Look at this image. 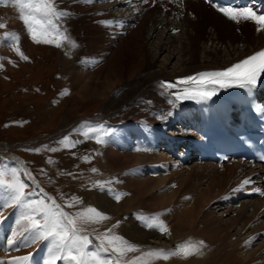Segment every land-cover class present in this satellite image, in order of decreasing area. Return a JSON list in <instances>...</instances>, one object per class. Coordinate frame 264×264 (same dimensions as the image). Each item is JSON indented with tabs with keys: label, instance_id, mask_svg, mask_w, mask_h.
<instances>
[{
	"label": "bare ground",
	"instance_id": "bare-ground-1",
	"mask_svg": "<svg viewBox=\"0 0 264 264\" xmlns=\"http://www.w3.org/2000/svg\"><path fill=\"white\" fill-rule=\"evenodd\" d=\"M159 1H164L169 6V8L163 6L159 10L165 12L164 15L169 17L178 14L174 21L167 22L163 19L162 23L171 34L177 28H181L180 44L176 46L177 41L173 36L162 43L159 51L168 50L167 61L161 67L156 66L148 62L144 36L138 31V39L145 59L144 65H147L145 69L143 68L145 73L134 95L124 97L125 100H122L121 104H112V106L110 102L95 118L104 121L110 126L108 130H111L96 148L97 172L87 176L86 181L78 183L79 186H83L79 196L90 203L91 207L106 214L109 219L101 223L86 224L83 229H87L86 233L90 230L95 232L96 229L104 233L106 229L111 228L113 234L138 245L140 251L128 253L125 259L139 256L148 249H174L178 243L188 240L204 242L200 254L187 258L173 256L166 261L146 259L140 264H264V250L251 252L247 255L248 259H245L244 253L252 243L251 239L256 235L251 237L248 235L249 238L240 239L239 242L230 240V228L239 222L241 213L237 214V221L226 224H223L222 218L213 217L209 219L210 221L200 219L202 213L211 211L209 203L218 196L217 191L229 193L230 189L236 186L243 188L244 191H255L258 188L264 193V163L250 162L247 158L236 156H230L220 164L207 159L197 161L198 167H191L190 172L185 176L183 167L174 169L171 176L165 174L163 176L162 173L157 174L159 168L155 166L157 162H161L166 168L170 159L164 153L165 150L172 153L181 149L184 153L194 154L190 139L200 137L197 110L187 100L181 102L175 96L169 95L161 80L228 66L264 48V29L257 31L258 25L254 21L240 20V27H243L242 34H226V27L230 24L235 25V21L210 5L207 0ZM261 1L251 0L248 7H252L256 12L264 6ZM56 3L60 9L70 13L61 23L68 31L67 35L73 34L71 40L76 46L71 48L79 54L86 53L85 58L92 60L89 62L90 66L100 63V71L114 67L116 74L114 82L110 85L112 88H117L116 84L123 79L127 71L115 63L119 60L121 52L118 50L109 61L106 59L110 56L113 46L117 44L121 33L128 29L126 26L129 22L142 14V11L146 12L148 8L151 9L148 11H153L154 7L159 9L156 5L158 1L56 0ZM18 17L15 14L6 15L5 20L11 25V30H15L14 34L18 35L25 44H29L30 36L23 21ZM87 18L89 20H86ZM156 20L153 23L154 28L161 23H159L161 19ZM108 21L112 23H105ZM120 25L124 27L119 30ZM7 40L0 39V45L5 47L8 44ZM176 57L177 62L171 66ZM136 71L138 72L139 68H130L127 72L132 74ZM78 74L81 78L85 76L83 72ZM255 89L260 98V94L264 93V74L258 77ZM98 90V87L95 88L96 92ZM169 100L174 103H169ZM178 120L182 125L174 124ZM76 123L75 129L79 122ZM73 124L74 121L65 124V128L60 133ZM132 138L135 139L132 141ZM128 142L134 144L128 145ZM159 148L165 150L160 152ZM153 163L151 168L157 173L144 175L147 171L145 166ZM175 178L181 181L178 183ZM249 178L251 183L244 185L243 181ZM204 180L208 184L206 188L202 186ZM33 183L36 184L35 181ZM173 183L179 184L177 188L171 189ZM155 188H161L167 193L159 197L153 192ZM116 195L120 196L119 200L115 198ZM51 197L62 207L64 206L57 196L51 195ZM4 200H7L6 193L0 203ZM215 203L217 204L218 200ZM251 208L254 211H264V198H256L252 203L245 202L242 210ZM64 210L71 213L67 207ZM21 211L22 209L17 206L0 208V264H11L16 258L23 257H28L23 264H45L49 258L50 243L45 239L34 241L33 234L26 229L29 223L27 220L17 224ZM227 212L223 211V214L226 215ZM153 214H161L159 219L166 225L167 232L155 228L149 229L143 225L142 219L138 218ZM117 222H119L118 226L113 227ZM248 225L246 221L240 231L243 232ZM97 236L98 234L93 235L92 238L94 247L99 243L96 240ZM10 239L14 241L12 245L8 243ZM57 264L64 262L58 261Z\"/></svg>",
	"mask_w": 264,
	"mask_h": 264
},
{
	"label": "rangeland",
	"instance_id": "rangeland-1",
	"mask_svg": "<svg viewBox=\"0 0 264 264\" xmlns=\"http://www.w3.org/2000/svg\"><path fill=\"white\" fill-rule=\"evenodd\" d=\"M156 1H158L156 5L159 9L154 7L155 10L153 8V11H148L151 10L148 8L146 12L142 11V14L129 22L126 26L128 29L121 33L117 39V44L113 46L110 56L106 59L109 61L111 56L119 50L121 52L120 58L116 62L114 61L116 65L122 66L121 68L127 69V71L130 68H139L138 72L132 74L125 71L123 79L116 84L117 88L111 87L116 74L114 67L100 71V63L96 66L94 64L90 66L91 63L89 62L92 60L85 58L87 54L75 52V49L71 48L73 45L67 41H64L62 46L57 47L54 44L35 43L30 38L29 44H25L18 36L19 41L16 47H19L23 54L28 57L27 60L22 59L15 48L10 46L12 42L7 40L4 35L15 31L11 30V25L6 22L5 16L14 14L19 16V12L12 5H0V22L6 25L5 28H0V39L4 38L8 41L5 47L0 45V65H2L0 67V167L4 165L9 168L21 167L30 173L34 179L24 176L23 171L20 175L29 185L25 191L34 193L32 199L44 198L45 195L49 197L55 195L65 205L67 200L77 197L80 203L69 208L72 214L91 206L83 197L79 196L83 186H79L78 183L86 181L87 176L97 172L96 148L100 144L97 142V138H104L111 130H108L110 126L104 121L95 118L102 110L106 109L110 102L111 105H117L125 100L124 97L134 95L138 90L141 77L145 73L144 69L147 67L144 65L145 59L138 39V31L144 36L148 62L153 63V65L156 64V66L161 67L167 61L168 50L159 51V46L162 43L167 42L173 36L177 41L176 46L178 47L180 44L181 28H177L171 34L168 33L162 23L163 19L167 22L174 21L178 14L169 17L164 15L165 12L159 10L163 6L167 8L169 6L164 1ZM118 11L116 12L118 13ZM156 19L158 21L161 19L159 21L161 25L158 24V27L154 28L153 23ZM234 23L235 25L230 24L226 27V34L241 35L243 27H240L239 22L235 21ZM247 26L249 27V25ZM62 27L66 29L63 25ZM123 27L124 25H120L118 29ZM66 33H68L67 29ZM72 35V33L67 35L70 40ZM177 60L176 57L171 66ZM79 72H83L85 76L81 78L78 76ZM97 87L99 90L96 92L95 88ZM260 96L264 104V93H261ZM73 121L72 127L58 135L65 128V124L68 125ZM76 122L79 123L75 129ZM174 124H180V120ZM98 126L103 128L102 131H99V137L94 134L85 135L89 128H98ZM189 128L192 129L191 126ZM50 134L58 136L48 140L43 139ZM119 135L122 136V134ZM65 137L69 138V145L61 143ZM134 139L132 138V141ZM71 142H75L74 146H70ZM127 144L132 145L134 143L128 142ZM53 149L55 150L53 151ZM162 150L165 149L159 148L160 152ZM164 153L170 159L166 168L162 166L163 163L157 162L155 165L159 168L157 169L159 173H157L153 171L154 168H151L154 163L147 164L145 166L147 171L144 170V175L162 173L163 176H171L170 174L174 169L183 167L185 176L190 172L191 167L198 165L197 161H203L199 160L195 154L184 153L181 149L172 153L165 150ZM175 164L176 166H174ZM174 180H177L178 183L181 181L177 178ZM178 183H173L171 189L177 188ZM202 184L203 188L208 186L205 180ZM242 189L235 186L230 189L229 193L227 191H220L219 193L216 188V195L218 196L209 203L211 211L202 213L200 219L210 221L209 219H213V217L222 218L223 224H226L237 221V214L241 213L239 222L230 228V240L232 242L238 240L237 242H239L240 239L256 235L251 239L252 243L244 253L247 260V255L251 252L264 250V211H254L253 208L243 211L242 207L245 202L252 203L256 198H264V195L261 192ZM153 192L159 197L165 196L164 194L167 193L161 188H155ZM217 200L218 203L216 204L215 201L217 202ZM223 211L228 212L224 215ZM243 214L244 217H242ZM246 221L249 227H246L245 232H241ZM200 226L202 227L203 224ZM85 231L83 234L88 235L91 239L93 235L103 233L99 232L98 229L95 232L90 230L86 233Z\"/></svg>",
	"mask_w": 264,
	"mask_h": 264
},
{
	"label": "snow or ice",
	"instance_id": "snow-or-ice-1",
	"mask_svg": "<svg viewBox=\"0 0 264 264\" xmlns=\"http://www.w3.org/2000/svg\"><path fill=\"white\" fill-rule=\"evenodd\" d=\"M86 2H91V0H86ZM0 5H12L18 10V18L23 21L33 42L54 44L60 47L64 41H67L76 46L75 42L66 35V29H63L61 24L63 18L70 13L60 9L56 0H0ZM218 10L236 22H240V20L254 21L258 25L257 31L264 29V14H257L252 7L218 6ZM5 27L6 25L0 22V28ZM4 35L12 42L10 46L15 48L21 58L27 60L28 57L19 47H16L19 41L18 35L14 33H5ZM262 73H264V49L221 71L199 73L195 77L185 78L179 83L188 84L191 82L195 87H186L182 93H176V99H210L216 94L217 85L221 88L230 86L251 88L257 84L258 77ZM166 87L176 88L179 87V84H168ZM169 103L174 102L169 100ZM102 130V126L89 128L85 135L94 134L99 137V131ZM97 142L103 141L101 138H97ZM61 143L69 145V138L65 137ZM74 143L71 142L70 146H74ZM21 171L24 176L32 178L31 174L21 167L9 168L7 165L0 167V200H3L5 193L7 194V200L0 203V208L17 206L22 209L17 224L27 220L29 223L26 225V229L33 234L34 241L39 239L49 241V258L45 264H57L58 261H63L64 264H140L146 259L166 261L173 256L187 258L200 254L201 248L204 246L203 241L188 240L178 243L174 249H148L141 252L139 256L125 259L128 253L139 252V246L113 234L112 229L109 228L96 237L99 243L93 248L92 239L88 235L82 234L85 231L82 226L101 223L109 217L91 206L81 209L75 214L65 211V207L72 208L76 203H80L77 197L67 200L63 207L54 198L46 195L44 198L32 199L34 193L25 191L29 185L21 178ZM249 183H251L250 178L243 181L244 185ZM255 191L260 192V189L257 188ZM261 194L264 195V193ZM115 198L119 200L120 196L116 195ZM160 215L153 214L138 218H141L143 225L149 229L155 228L161 232H167L166 225L159 219ZM118 224L119 222L113 227H117ZM13 242L12 239L8 241L9 245H12ZM27 259L28 257L16 258L11 264H23Z\"/></svg>",
	"mask_w": 264,
	"mask_h": 264
}]
</instances>
